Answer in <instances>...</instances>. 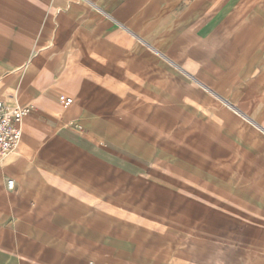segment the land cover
I'll use <instances>...</instances> for the list:
<instances>
[{
	"label": "crops",
	"instance_id": "0c3cea01",
	"mask_svg": "<svg viewBox=\"0 0 264 264\" xmlns=\"http://www.w3.org/2000/svg\"><path fill=\"white\" fill-rule=\"evenodd\" d=\"M0 101V264H264V0H0Z\"/></svg>",
	"mask_w": 264,
	"mask_h": 264
},
{
	"label": "built area",
	"instance_id": "2783aa9c",
	"mask_svg": "<svg viewBox=\"0 0 264 264\" xmlns=\"http://www.w3.org/2000/svg\"><path fill=\"white\" fill-rule=\"evenodd\" d=\"M71 98L67 99L70 103ZM30 105L10 106L0 101V158L17 151L23 136L24 120L32 113ZM14 187V180H8Z\"/></svg>",
	"mask_w": 264,
	"mask_h": 264
}]
</instances>
